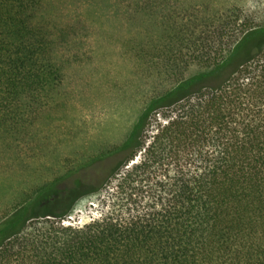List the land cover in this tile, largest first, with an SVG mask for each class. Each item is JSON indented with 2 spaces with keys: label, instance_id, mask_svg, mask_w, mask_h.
Masks as SVG:
<instances>
[{
  "label": "trees",
  "instance_id": "trees-1",
  "mask_svg": "<svg viewBox=\"0 0 264 264\" xmlns=\"http://www.w3.org/2000/svg\"><path fill=\"white\" fill-rule=\"evenodd\" d=\"M239 3L0 0V176L17 184L0 264H264V22ZM130 110L83 161L30 156L75 123L99 143ZM83 198L95 216L66 223Z\"/></svg>",
  "mask_w": 264,
  "mask_h": 264
},
{
  "label": "rangeland",
  "instance_id": "rangeland-1",
  "mask_svg": "<svg viewBox=\"0 0 264 264\" xmlns=\"http://www.w3.org/2000/svg\"><path fill=\"white\" fill-rule=\"evenodd\" d=\"M241 7L244 9V13L249 18L254 19L257 23H263L264 22V0H236ZM195 72V71H193ZM62 111V107H58L56 110L54 109L55 113H60ZM135 115L134 110H130L128 114H126L122 121L119 122L116 115L111 116L109 119L112 122L113 130L109 133H104L105 136L100 137L99 143L97 141H90L87 138H76L72 140L75 132L74 130L78 126L77 123L73 125V128L71 127V130L68 129L69 126H65L61 128V135L58 137H55V135L50 133L48 134V139H45L44 141H38L36 138L35 140L27 139V142L30 143V147L28 148V151L30 153V156H38L39 158L44 156L45 153H50L53 151L52 145H60V149H63L62 154V161L65 162V156H69L66 154L68 150H76V158L77 160L83 161L91 149L99 147L102 145V142L104 140H109L112 142L118 141L121 139L125 129L130 125L133 117ZM52 128H58V125H49ZM40 127V126H38ZM79 127V126H78ZM41 129H45L44 126L41 127ZM51 145V146H50ZM67 145V147H65ZM95 145V146H93ZM45 146V147H44ZM63 146L65 148H63ZM71 157V156H70ZM49 160L51 161L50 164H47L43 169L47 171L45 168H49L51 165L54 166L53 163L56 161L54 160L53 155L50 156ZM67 166H69L67 164ZM39 169H41V166H38ZM3 178H2V177ZM0 176V208H4L5 206H8L10 204L11 198H12V190L13 188L10 187H17L16 179L13 177L12 170L10 167H7L4 170V173ZM6 176V178H5ZM6 188V189H5ZM95 203V202H93ZM92 201L88 198H83L77 201L74 205V209L70 216L66 218V223H72L74 225H79L84 222H88L90 217L95 216V210L96 208L92 206Z\"/></svg>",
  "mask_w": 264,
  "mask_h": 264
}]
</instances>
